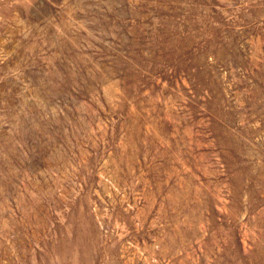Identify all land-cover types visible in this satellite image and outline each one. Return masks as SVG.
I'll return each mask as SVG.
<instances>
[{
  "label": "rangeland",
  "instance_id": "374dc122",
  "mask_svg": "<svg viewBox=\"0 0 264 264\" xmlns=\"http://www.w3.org/2000/svg\"><path fill=\"white\" fill-rule=\"evenodd\" d=\"M0 264H264V0H0Z\"/></svg>",
  "mask_w": 264,
  "mask_h": 264
}]
</instances>
